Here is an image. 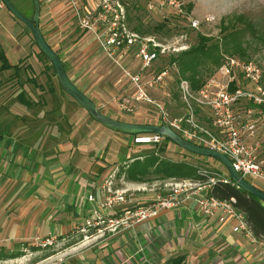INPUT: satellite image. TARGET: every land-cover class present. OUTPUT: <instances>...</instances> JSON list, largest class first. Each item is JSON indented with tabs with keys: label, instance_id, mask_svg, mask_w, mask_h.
Listing matches in <instances>:
<instances>
[{
	"label": "rangeland",
	"instance_id": "rangeland-1",
	"mask_svg": "<svg viewBox=\"0 0 264 264\" xmlns=\"http://www.w3.org/2000/svg\"><path fill=\"white\" fill-rule=\"evenodd\" d=\"M122 1L128 4L127 8L132 15V26L139 25L141 20L144 22L143 29L147 30L162 21L161 14H152L146 10L148 0ZM184 1L187 3L186 8L190 15L201 21L199 30L186 29L190 30L188 32L190 43L192 40L190 41L189 34L194 35L197 31L207 36L219 37L223 18L234 14L246 13L256 27L264 29V0ZM12 3L25 16L29 18L33 16V0H12ZM41 3H43L41 13L43 11L47 29L51 30L57 23L62 25L58 30L60 35L57 40L59 43L57 51L66 62L74 80L79 82L85 92L87 91L88 95L97 102L101 111L127 122L155 121L157 112L152 104H140L139 113L142 116L136 117L125 115L118 109L117 101L125 92L128 80L123 78L122 69L98 49L93 35L82 31L72 18L69 0H41ZM189 4L192 5L191 9L188 7ZM139 33L144 36H161V34ZM162 37L164 36L160 38ZM193 41H197V37H194ZM0 43L9 55L10 61L18 64L19 70L12 68L0 73V131L2 132L7 125L8 119L18 120L20 125H23V134L12 135L13 139L22 141L26 144L25 147L31 149L22 156L25 164L22 168L9 167L7 163V165L0 164V264H51L53 262H46L47 258L52 255L63 257L69 248L79 246L88 238L73 233V230L63 236L46 235L45 229L49 225L47 214L41 216L43 228L41 233L39 231L36 234L29 233L28 237L24 238L14 229L21 218H25L26 222L33 219L32 211L36 203L40 202L32 196H27L33 179L38 176L44 179L51 176L53 171L51 166L54 164L59 167L67 164L77 165L87 173H100L113 167L117 171L114 184L116 187L121 184L125 187L128 183L125 182V174L119 172L121 167L128 159L132 160L155 151L156 146L130 144L131 135L114 131L99 123L72 96L63 92L52 63L41 53L30 28L6 5L0 11ZM248 55L247 58L261 66L264 84V46L251 40ZM172 56L175 55L172 54L170 57ZM170 57L158 62L157 67L168 64ZM28 65L32 66L33 71L27 67ZM128 68H131L130 65ZM28 78L35 79L43 88L29 83ZM50 82L57 91L54 96L49 92ZM21 92L28 99L39 101L42 105L36 108L24 106L17 99ZM166 92L170 93V96ZM151 96L163 100L162 102L165 98H169L167 105L172 114L182 115L183 105L175 80L166 88L152 90ZM164 145L166 150L161 153L164 158L185 160L213 173L228 174L227 168L214 158L194 154L174 142H167ZM175 180L179 179H158L148 181L147 185L152 186L156 183L158 191L166 193L165 184ZM247 180L264 189V180L253 177ZM99 181L100 179L97 183ZM136 185L143 186L144 183L136 181ZM84 189L83 195L87 201V196L94 191L88 192L86 188ZM135 193L153 192L136 191ZM88 213L83 217L80 216L75 224L81 222ZM47 238L51 240L44 244ZM55 259V262L59 261Z\"/></svg>",
	"mask_w": 264,
	"mask_h": 264
},
{
	"label": "built area",
	"instance_id": "built-area-1",
	"mask_svg": "<svg viewBox=\"0 0 264 264\" xmlns=\"http://www.w3.org/2000/svg\"><path fill=\"white\" fill-rule=\"evenodd\" d=\"M69 4L78 26L93 35L98 49L122 69L123 78L128 80L125 92L117 101L122 113L142 116L140 104H152L157 119L146 123L168 125L185 140L225 154L243 178L264 180V84L259 64L225 54L215 73L199 90H194L190 81L180 76L175 62L157 67L158 62L191 47L182 25L196 30L201 27V21L187 11L184 0L147 1L146 10L161 14V20L175 31L161 34L162 38L144 36L133 29L128 19V4L122 0H69ZM4 7V1L0 0V11ZM176 20L181 25H177ZM174 80L183 105L182 115L172 114L167 105L169 98L162 102L151 96L152 90L166 88ZM166 94L170 96V93ZM130 137V144L155 145L156 154L167 139L157 132ZM200 172L207 176L205 180H175L166 183V193H162L156 183L148 186V181L135 189L116 187L117 171L114 169L96 183L97 191L87 196L89 213L74 225L73 233L90 238L135 231L137 226L157 217L162 210L194 201L202 214L216 224L228 226L233 232L242 233L257 243L264 264V237L254 234L245 212L237 207L236 199H222L211 193L217 180L232 182V178L206 169ZM98 191L102 193V199L98 198ZM136 191H150L153 196L144 203L122 207L138 201ZM50 240L47 238L44 244Z\"/></svg>",
	"mask_w": 264,
	"mask_h": 264
},
{
	"label": "crops",
	"instance_id": "crops-1",
	"mask_svg": "<svg viewBox=\"0 0 264 264\" xmlns=\"http://www.w3.org/2000/svg\"><path fill=\"white\" fill-rule=\"evenodd\" d=\"M46 26L42 11L41 30L47 41L58 52L57 40L60 35L58 30L62 25L57 23L51 30H48ZM68 75L85 92L81 84L74 80L70 71ZM85 93L88 94L87 91ZM6 124L2 132L0 131V164L7 163L9 167L22 168L25 166L22 156L31 149L25 147L26 144L22 141L13 139L12 135L19 136L20 133L22 135L23 125L15 119H8ZM67 144L69 146V143ZM51 167L53 170L51 176L45 177L46 179L42 176L35 177L28 189L27 196H32L40 202L39 205L36 203L32 211L33 219L26 222L25 218H21L20 222L15 224L14 229L24 238L28 237L29 233L42 232L41 216L45 214L48 215L49 220V225L45 229L46 235L63 236L67 232L70 233L75 221L80 216L86 215L90 209V204L84 199V188L88 192L95 189L97 191V181L114 169L112 167L100 173H87L84 169L72 164L63 167L54 164ZM102 167L105 168V166ZM125 182L128 183L125 187L122 184L117 187L137 188L135 181L125 180ZM97 196L99 199L103 197L100 191L97 192ZM152 196L153 193H135L138 201L122 207L144 203ZM259 248L250 237L235 233L228 226L221 227L214 220L203 215L196 202L186 201L181 207L162 210L157 217L137 226L135 231H125L105 237H90L79 246L69 248L64 253L65 257L52 255L46 259V262H53L51 264H173L180 261V264H262ZM55 258L59 261L55 262Z\"/></svg>",
	"mask_w": 264,
	"mask_h": 264
},
{
	"label": "trees",
	"instance_id": "trees-1",
	"mask_svg": "<svg viewBox=\"0 0 264 264\" xmlns=\"http://www.w3.org/2000/svg\"><path fill=\"white\" fill-rule=\"evenodd\" d=\"M188 7L191 9L192 5L189 4ZM128 11V19L131 24L132 15L129 9ZM139 21L141 22L139 25L132 26L131 24V26L133 29L144 34L167 35L175 32L169 23L165 21H160L151 27V29L149 27L147 30L142 27L144 22L141 20ZM175 23L181 25L179 20H176ZM187 28L190 29L187 25H182L181 27V29L188 33L190 30H186ZM189 35L190 41L192 40L191 47L188 50L179 53L177 56L170 57L168 62L170 64L175 62L178 65L180 76L188 79L194 90H199L204 85L207 77L215 73V69L222 64L225 54L250 60L247 57H249L248 46L250 45L251 40L264 46V29L256 27L254 21L246 13L234 14L223 18L221 35L219 37L207 36L198 31L194 35L191 33ZM194 37H197V41H193ZM41 53L46 57L42 51ZM58 55L60 56L59 53ZM63 63L68 73L69 70L67 64L64 61ZM27 67L33 71L31 65H28ZM52 67L54 68L53 64ZM12 68L19 71L18 64H14L10 61L9 55L5 52L0 43V73ZM27 80L36 87L43 88V86L38 84L35 79L28 78ZM49 84L51 85L49 92L53 96L56 95L57 91L54 85L52 86V82ZM63 92L65 91L63 90ZM17 99L28 108H36L42 105L39 101L28 99L23 92L18 95ZM167 142L173 141L166 139L165 143ZM165 150L166 146L164 145L160 148L159 154H156V152L153 151L132 160L128 159L121 167L119 171L120 174H125L126 180L135 182L170 178L195 180H205L207 178L205 174L200 172L203 167H199L185 160L177 161L171 158L162 157L161 153ZM227 176H230L229 172ZM211 193L222 199L235 198L237 201V207L245 212L247 222L254 234L257 237H264V201L238 187L233 181L224 182L222 180H217L212 185ZM173 264H180V261H176Z\"/></svg>",
	"mask_w": 264,
	"mask_h": 264
},
{
	"label": "water",
	"instance_id": "water-1",
	"mask_svg": "<svg viewBox=\"0 0 264 264\" xmlns=\"http://www.w3.org/2000/svg\"><path fill=\"white\" fill-rule=\"evenodd\" d=\"M3 1L5 5L9 8V10L30 28V31L32 32L34 40L37 46L39 47L40 51H42L53 64L61 88L67 94L72 96L85 110H87L93 119L111 128L114 131L121 132L124 134L136 135L139 133L157 132L164 135L167 139L173 141L176 145L182 147L183 149L189 152L204 157L214 158L221 162L227 168L230 177L238 185V187L244 189L245 191L255 195L256 197L264 201V190L260 189L255 184L243 178L240 173L234 168L232 161L220 151L207 147H202L190 141H187L182 138L177 132H175L170 126L165 124L158 125L155 123L127 122L113 118L103 113L98 104L93 100V98L90 97L83 90H81L69 77L61 57L45 38L40 27V17L42 10L41 0H33L34 13L31 18L22 14L14 6L11 0Z\"/></svg>",
	"mask_w": 264,
	"mask_h": 264
}]
</instances>
